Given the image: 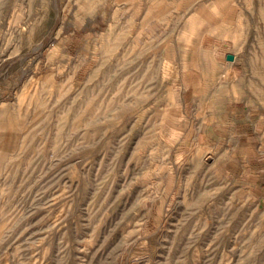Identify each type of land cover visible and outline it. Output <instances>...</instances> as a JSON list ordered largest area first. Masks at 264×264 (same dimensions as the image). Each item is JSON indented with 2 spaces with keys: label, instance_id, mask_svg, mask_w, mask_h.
<instances>
[{
  "label": "rangeland",
  "instance_id": "obj_1",
  "mask_svg": "<svg viewBox=\"0 0 264 264\" xmlns=\"http://www.w3.org/2000/svg\"><path fill=\"white\" fill-rule=\"evenodd\" d=\"M202 41L264 114V0H0V264H264V144L189 117Z\"/></svg>",
  "mask_w": 264,
  "mask_h": 264
},
{
  "label": "crops",
  "instance_id": "obj_2",
  "mask_svg": "<svg viewBox=\"0 0 264 264\" xmlns=\"http://www.w3.org/2000/svg\"><path fill=\"white\" fill-rule=\"evenodd\" d=\"M206 46V42L202 41L204 61L202 69L198 68L197 73L203 71L209 79L211 77L212 82L206 83L203 95H193L190 104L196 107L189 111V117L200 128L199 138L207 129L212 130L219 138L228 139L229 144L239 146L238 150L243 152L244 160H257L259 158L252 156L248 150L264 144V114L254 112L253 109L247 111V103L243 102L238 88L240 75L238 76L235 54L233 59L227 58L229 52L223 58L220 55L211 57ZM242 103L245 107H242Z\"/></svg>",
  "mask_w": 264,
  "mask_h": 264
},
{
  "label": "water",
  "instance_id": "obj_3",
  "mask_svg": "<svg viewBox=\"0 0 264 264\" xmlns=\"http://www.w3.org/2000/svg\"><path fill=\"white\" fill-rule=\"evenodd\" d=\"M227 58H228V59H233V58H234V55H233L232 53H228V54H227Z\"/></svg>",
  "mask_w": 264,
  "mask_h": 264
}]
</instances>
